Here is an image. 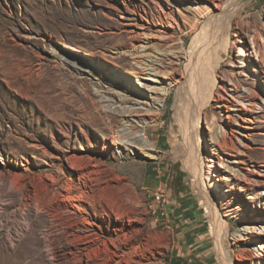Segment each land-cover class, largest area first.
Here are the masks:
<instances>
[{
    "label": "rangeland",
    "instance_id": "obj_1",
    "mask_svg": "<svg viewBox=\"0 0 264 264\" xmlns=\"http://www.w3.org/2000/svg\"><path fill=\"white\" fill-rule=\"evenodd\" d=\"M218 2L0 0V264H61L51 249H75L74 233L90 235L86 218L103 226L101 241L126 225L117 250L132 248L130 264L181 263L176 234L150 208L156 184L169 188L179 173L207 214L220 264H264V64L240 54L254 52L256 34L264 40V0ZM207 35L222 51L212 95L192 56ZM232 82L233 110L222 104ZM197 166L237 173L223 183L222 228ZM68 192L87 213H68Z\"/></svg>",
    "mask_w": 264,
    "mask_h": 264
},
{
    "label": "bare ground",
    "instance_id": "obj_2",
    "mask_svg": "<svg viewBox=\"0 0 264 264\" xmlns=\"http://www.w3.org/2000/svg\"><path fill=\"white\" fill-rule=\"evenodd\" d=\"M222 5H223V2L221 0V2L217 3V8H220ZM161 37L163 38V40L167 39L166 35H162ZM202 37H203V39H201ZM208 39H211V40L208 41ZM219 44L217 43V40L210 38V35H207L205 37L201 36L200 40L198 41V45L192 54L194 60H197V61H195V63L198 62V65H199L198 72H199L200 78L195 77V79L199 80L198 81L199 87L206 88V89L209 87V92L211 95L213 93L211 91L213 90V87H215L214 83H216L215 82L216 79L213 77L217 76L216 73H217V70L219 68L220 61L222 59V53H221L222 51L220 50L221 48H220ZM253 45H254V52H252L251 50H249V51L245 50L243 47H241L240 48V54L241 55L245 54L246 56H248L250 58H256V60H258V62H260L261 64H264V40H263V38H261L260 34H256L254 36V44ZM170 47H171V45H170ZM222 48H223V46H222ZM139 49H140V47H139ZM139 49H138V54L142 53V50L139 51ZM136 52L132 53V55L135 58H138L139 55ZM170 52H171V53H169L170 55L176 56L175 51H170ZM174 58L176 59L177 57H174ZM143 59H144V61H142V65H146L147 63L152 62L154 58L149 55L147 57H144ZM153 63H152V66H153ZM150 66L151 65L145 66L146 71H148V73H147V75L149 76L148 79L154 80L155 77L158 75V72H155L156 69H152V67H150ZM246 66L249 67V64L244 63L241 68H245ZM235 67H237V66H235ZM211 78H213V80H215L212 88H211V84H212ZM228 84L230 86L229 87L230 99L226 98L225 100H223L222 104L225 107L231 108L232 110L237 109V107L240 105L239 101L236 100V96H235L236 93L238 92L236 90L237 88L233 82L228 83ZM127 97H129V96H127ZM126 99L127 98L125 97L124 101H126ZM228 104L231 107L227 106ZM241 106H242V110L246 111V113L251 111L250 105H248L246 102H243V104ZM200 118H201V116H200ZM247 119H248V122H253V119H251V118H247ZM199 127H201V126H199ZM125 129H121L117 133V135H116L117 139H120L123 137V134L126 131ZM195 131L197 132V130H195ZM218 133H219L218 135L215 134L213 136V144L214 145H220V138L221 137L223 138L227 135L226 134L227 131L225 128L221 129ZM133 135L134 136L132 138V142L138 141V139H142L144 141L143 148L144 147L146 149L151 148V145H149L147 143L146 138L143 137L144 135H138L136 133H134ZM195 174L198 177V181H199L200 188H201L202 192L206 195V197H207L206 199H208V201H210V203H211L212 213L214 214L216 219L220 220L219 203H221L225 199L229 198L228 196H226L227 190L224 189L223 183H226V184L231 183L234 180L235 175L237 174L236 171L229 169V170H226V174H222V172L217 170V171H214V173L211 175V172L205 170L203 167L201 168V166H200L196 169ZM62 195L63 196H61L62 197L61 201L65 202L67 207L69 208L68 213L72 214L73 216H76L78 214V212L83 213V210L85 211V209L83 208L84 204H83V200L81 199V197H77V196L72 197L69 194V192H68V194L65 193ZM150 208L152 209V206H150ZM86 219L84 220V224L87 226V229L90 232V235H89L90 237L86 236V235H85L86 236L85 237L84 235L74 233V236L77 239V241H75V240L74 241L78 242V246L75 249H68V250H63V249L57 250V248L56 249L50 248L51 252L54 254V258L57 259L61 264H87V261H91L94 259L99 261L97 264H130L128 256L131 255V251H132L131 249L132 248L131 249L125 248L122 250H117V245H118L117 243L119 241L125 240V238L128 236L127 231H126V225L121 224V223H117L116 225L113 226V228L109 227L108 229H110V231L112 232V237L109 240L101 241V239H102L101 234H99L97 230H100L102 233L105 232L103 226L97 220H94V219L91 220L88 218H86ZM78 221L79 220H77V222ZM80 223H81V221H80ZM74 224H76V227L79 226V224L76 222ZM222 224L223 223L220 220V227L221 228H222ZM253 232L259 233L258 230L257 231L254 230ZM91 237L95 238L96 242H102V245L97 247V248H94V245H95L94 243H96V242H94V240H92V239L88 240ZM247 239H249V237H247L245 234L240 235L239 240H244L245 242H249L251 240V239L250 240H247ZM103 240H104V238H103ZM258 253L260 255H262V253L260 252L259 249H258Z\"/></svg>",
    "mask_w": 264,
    "mask_h": 264
},
{
    "label": "crops",
    "instance_id": "obj_3",
    "mask_svg": "<svg viewBox=\"0 0 264 264\" xmlns=\"http://www.w3.org/2000/svg\"><path fill=\"white\" fill-rule=\"evenodd\" d=\"M178 176V183L169 188L163 180L154 187L155 191H164L169 200L161 216L180 244L176 260L179 264H220L200 199L182 174Z\"/></svg>",
    "mask_w": 264,
    "mask_h": 264
},
{
    "label": "built area",
    "instance_id": "obj_4",
    "mask_svg": "<svg viewBox=\"0 0 264 264\" xmlns=\"http://www.w3.org/2000/svg\"><path fill=\"white\" fill-rule=\"evenodd\" d=\"M152 193V214L154 216H161L166 208L169 206V200L166 196V193L162 190L160 191H154Z\"/></svg>",
    "mask_w": 264,
    "mask_h": 264
}]
</instances>
